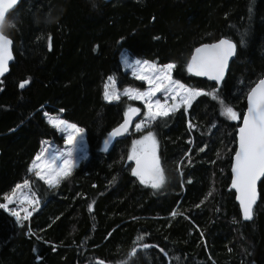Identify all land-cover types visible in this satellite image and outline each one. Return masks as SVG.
Segmentation results:
<instances>
[{
	"label": "trees",
	"instance_id": "obj_1",
	"mask_svg": "<svg viewBox=\"0 0 264 264\" xmlns=\"http://www.w3.org/2000/svg\"><path fill=\"white\" fill-rule=\"evenodd\" d=\"M9 15L14 60L0 78V202L28 180L40 203L21 223L0 209V264H264V178L253 219L243 222L229 189L241 119L221 115L218 101L197 97L186 114L182 107L144 129L158 141L166 176L159 190L131 175L132 136L102 150L127 107L140 106L105 101L106 80L144 88L123 71L122 50L175 63L174 79L217 89L242 118L248 90L264 76V0H20ZM245 32L220 86L188 74L197 45L239 44ZM45 113L85 133L87 157L55 188L29 172L43 141L63 139Z\"/></svg>",
	"mask_w": 264,
	"mask_h": 264
},
{
	"label": "snow or ice",
	"instance_id": "obj_2",
	"mask_svg": "<svg viewBox=\"0 0 264 264\" xmlns=\"http://www.w3.org/2000/svg\"><path fill=\"white\" fill-rule=\"evenodd\" d=\"M17 4L18 0H0V75L8 71V62L13 59V41L6 34V30L15 27L14 19L10 18L9 14ZM251 11L252 9L249 8V12ZM246 37L247 32L242 34L239 44L228 38H221L210 44H201L195 48L188 60L186 71L192 76L207 77L208 80L215 81L219 85L225 77L230 59L237 55L238 47L246 45ZM48 39L51 50V37ZM123 63L132 72V76L136 80L144 82L147 87L141 90L139 87L130 86L120 92L116 79L110 76L108 82L105 83L103 95L105 101L109 103L119 101L121 96H126L129 100L140 101L143 104V119L139 123H135L136 132H143L145 128H150L154 122L175 115L182 107L186 114L192 101L202 96H210L212 100L218 101L221 106L220 114L227 119L232 121L241 119V114L220 98L217 89L208 92L199 87L188 86L179 79H174L173 71L177 67L175 63L161 65L141 59H134L130 62L127 57L124 58ZM28 83V80H24L20 87L24 88ZM157 94L164 96V102L157 98ZM246 98L247 110L242 114V124L236 131L237 147L231 163V188L235 189L242 219L250 221L253 219L254 205L258 198L257 181L264 178V77H261L255 86L250 87ZM169 99L171 103H169ZM138 114H141L139 108L128 106L123 113V122L108 134V138L103 142L102 150H107L111 140L128 133L129 126L133 123V117ZM45 116L51 128L57 132H67V135L63 137L66 150L51 153L49 149H44L38 152L32 160L29 172L35 170L38 180L43 181L50 188H55L62 180L71 176L76 167L74 153L83 139L84 129L64 119L51 117L48 113H45ZM192 127L193 125L189 122V128ZM157 148L156 135L149 130L139 139L132 141L127 156L128 161L135 163V167L131 168V175L136 177L140 184L154 190L161 189L166 183V176L160 157L157 155ZM200 151H204V149L201 148ZM179 167L178 165V170ZM28 188H30L28 180H25L23 184L18 183L10 194L3 196V202H0V209L15 217L17 223L28 220L32 211H35L40 203L38 199H35L36 193L29 192L26 195L23 192H18V190ZM16 203L19 204L18 208L9 207ZM25 205L34 207H32V211H29ZM88 208L91 212L92 205L90 204ZM21 212H23V216H21ZM176 215V212L172 213L173 217ZM139 239L142 240L143 237ZM142 247L147 250L149 247L155 246L145 243ZM139 250L132 249L130 256H135ZM100 264L103 262L101 261Z\"/></svg>",
	"mask_w": 264,
	"mask_h": 264
},
{
	"label": "rangeland",
	"instance_id": "obj_3",
	"mask_svg": "<svg viewBox=\"0 0 264 264\" xmlns=\"http://www.w3.org/2000/svg\"><path fill=\"white\" fill-rule=\"evenodd\" d=\"M125 57H127L130 62L132 60H134V59H140V58H133V57H131L130 55L127 54V52L125 50H122L120 52V55H119V61L121 63V66H122L123 71L128 74L127 76L130 79H133L135 81H138V80H136L132 76V72L127 68V65H125L123 63ZM141 60H148V59H141ZM148 61L154 62V61H151V60H148ZM106 82H108V79L106 80ZM138 82L142 83L144 88L147 87V85L144 82H142V81H138ZM126 87H128V86H124V87L117 86V88H118V90L120 92H123L124 88H126ZM143 89H141V90H143ZM103 94H104V91H103ZM157 98H159L161 100V102H164V96L162 94H157ZM121 99H125L127 102H129V101L136 102L141 107V108H139L141 110V114L139 115L140 117L133 123L132 129H131V133H129L132 136V139H131V142H130V146H129V150H130L131 149V146H132V141L134 139H139L141 135L146 134V132H136L135 131V123H139L143 119L142 113L144 111V106H143V104L140 101L129 100L126 96H121ZM113 102H116V101H113ZM169 103H171V100L170 99H169ZM51 117L61 118L60 116H57V115L56 116H51ZM46 119H47V117H46ZM58 133L62 136V138L67 135V132H63V133L62 132H58ZM44 149H49L51 151V153H56V152H59V151H65L66 150V146L64 144V139H62V141L60 142V145H56V144H54L50 140H45V141H43L42 147L39 150V152L42 151V150H44ZM129 150H128V152H129ZM85 157H87V149H86V145H85V133H83V139L80 141V143L77 146L76 151L74 153V159H75L76 166ZM33 172L35 173V170H33ZM18 192H23L24 194L27 195L31 191L29 189H21V190H18ZM35 199H37V198L35 197ZM9 207L10 208H13V207L18 208L19 207V204L18 203L12 204V205H9ZM25 207H28L29 208V211H32V207H34V206L25 205ZM21 216H23V212H21Z\"/></svg>",
	"mask_w": 264,
	"mask_h": 264
},
{
	"label": "water",
	"instance_id": "obj_4",
	"mask_svg": "<svg viewBox=\"0 0 264 264\" xmlns=\"http://www.w3.org/2000/svg\"><path fill=\"white\" fill-rule=\"evenodd\" d=\"M104 1L109 2V1H112V0H104ZM19 2H20V0H18V3H19ZM17 5H18V4H17ZM220 39H221V38H220ZM218 40H219V39H218ZM218 40H217V41H218ZM214 42H216V41H214ZM214 42H208V44H210V43H214ZM202 44H205V43H202ZM200 45H201V44H200ZM200 45H197L195 48L199 47ZM195 48L192 50L191 55H192V53L194 52ZM12 55H13V45H12ZM191 55H190L189 59L191 58ZM234 57H235V56H234ZM234 57L230 59V61H229V67H230V64L232 63ZM13 60H14V55H13V59L10 60V61L8 62V71H6L3 75H0V78L4 77V76L9 72V68H10V65L12 64ZM229 67H228V69H229ZM228 69L226 70L225 76H226V74H227V72H228ZM188 74H189V73H188ZM189 75H190V74H189ZM191 76H192V75H191ZM194 77H196V76H194ZM263 77H264V76H263ZM197 78L204 79V80H206V81H208V82H211V83L216 84L215 81H210V80L207 79V77H197ZM224 78H225V77H224ZM223 80H224V79H223ZM223 80L220 82L219 85H217V84H216V85H217V86H220L221 83L223 82ZM253 86H255V84H254ZM246 110H247V98H246V107H245V111H246ZM245 111H244V112H245ZM135 118H137V116L133 117V123H134ZM122 122H123V121H122ZM122 122H121V123H122ZM133 123L129 126V128L132 127ZM119 124H120V123H119ZM241 124H242V118H241L240 125H241ZM240 125H239V126H240ZM117 126H118V125H117ZM117 126H116V127H117ZM239 126H238V127H239ZM114 128H115V127H114ZM237 129H238V128H237ZM111 131H112V130H111ZM111 131H110V132H111ZM236 131H237V130H236ZM110 132H109V133H110ZM107 138H108V136H107ZM118 138H119V137H116L115 139L111 140V142H110V144H109V146H108V149L111 147V144L113 145V143H114ZM236 147H237V142H236V144H235V148H236ZM234 154H235V150H234V153H233L232 157L234 156ZM231 163H232V159H231ZM132 167H135V163H134L133 161L131 162V168H132ZM229 173H230L229 189L233 191L234 196H235V202H236V204L238 205L239 210H240L239 202L236 200V192H235V189L231 188V178H232L231 164H230V168H229ZM261 180H262V178H261ZM261 180H258V181H257V196H258V185H259V183H260ZM257 200H258V198H257ZM255 205H256V204H255ZM255 205H254V207H255ZM240 214H241V212H240ZM241 220H242L243 222H249V221H244V220L242 219V215H241Z\"/></svg>",
	"mask_w": 264,
	"mask_h": 264
},
{
	"label": "flooded vegetation",
	"instance_id": "obj_5",
	"mask_svg": "<svg viewBox=\"0 0 264 264\" xmlns=\"http://www.w3.org/2000/svg\"><path fill=\"white\" fill-rule=\"evenodd\" d=\"M134 107H135V108H140V106H139V107L134 106ZM139 115H140V114L137 115V118H135L134 122L140 117ZM123 118H124V117H123ZM131 129H132V127L129 128L128 133H126L124 136H121V137H128V136H131V134H129V133H131ZM121 137H119V138H121ZM119 138H118V139H119ZM106 139H107V138H106ZM111 146H112V144H111ZM110 148H111V147H110ZM110 148H109V149H110ZM109 149L107 148V150H109Z\"/></svg>",
	"mask_w": 264,
	"mask_h": 264
},
{
	"label": "bare ground",
	"instance_id": "obj_6",
	"mask_svg": "<svg viewBox=\"0 0 264 264\" xmlns=\"http://www.w3.org/2000/svg\"><path fill=\"white\" fill-rule=\"evenodd\" d=\"M241 122V121H240ZM236 144V143H235Z\"/></svg>",
	"mask_w": 264,
	"mask_h": 264
}]
</instances>
